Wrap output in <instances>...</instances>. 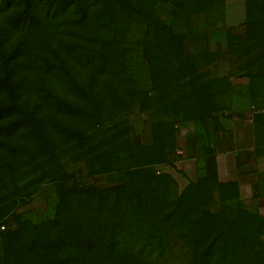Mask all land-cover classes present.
<instances>
[{
  "label": "rangeland",
  "instance_id": "374dc122",
  "mask_svg": "<svg viewBox=\"0 0 264 264\" xmlns=\"http://www.w3.org/2000/svg\"><path fill=\"white\" fill-rule=\"evenodd\" d=\"M78 1L0 0V76L5 71L11 73L19 104L15 114L0 119V126L15 120L21 124L10 136H0V258L4 255L1 224L5 218L17 212L33 224L53 219L60 180L101 189L132 180L140 171L147 175L153 170L168 174L177 193L195 183L201 210L238 213L264 245V225L257 224L251 210L246 218L249 209L235 197L233 188L215 182L211 150L204 143L206 125L211 121L216 125L221 115L237 114L232 108L251 110L250 105L256 103L264 109V49L249 53L226 40L228 28L247 38L245 0H223L222 14L208 10L192 13L187 19L175 12L173 0L152 1L150 15L163 20L173 34L185 35L187 51L195 60L206 47L209 52L202 55V61L198 58L205 78L180 79L188 85L180 95L194 92L193 99L186 101V110L202 116L183 117L174 105L176 114L158 119L150 117V109L142 105L141 94L153 99L159 93L142 54L143 20L125 11L117 0H83L89 12L80 22L75 8ZM257 1L264 4V0ZM33 6L37 16L29 22L25 18ZM248 34L264 40L262 28ZM118 42L125 50L122 78H116L120 68L116 62L102 71L104 56L115 53ZM250 61L261 68L259 78L246 76L250 75L245 69ZM219 77L225 86L215 95L218 87L211 81ZM231 91L240 97H233L231 107L223 106L218 97ZM6 102V93L0 90V106ZM75 132L83 134L89 145L79 143ZM146 145H156L169 163L132 173L130 167L143 156L140 152L147 154L141 148ZM169 242L171 249L156 264H183L187 249L181 239L170 238Z\"/></svg>",
  "mask_w": 264,
  "mask_h": 264
},
{
  "label": "trees",
  "instance_id": "16d2710c",
  "mask_svg": "<svg viewBox=\"0 0 264 264\" xmlns=\"http://www.w3.org/2000/svg\"><path fill=\"white\" fill-rule=\"evenodd\" d=\"M82 1L75 3L80 22L86 19L89 12L88 5ZM117 1L126 8L125 11L141 18L144 23L142 54L159 90L153 99L147 98V93L141 94L142 105L151 111L150 117L168 118L176 114L172 109L174 105L179 106L177 113L183 117H201V114L186 110V101L193 99L194 92L180 95L179 92L188 86L186 82L180 83V79L205 78L200 69L203 62H199L198 58L202 61V55L209 54L207 47L195 60L194 55L187 51L185 35L173 34L163 20L150 15L153 0H144V3L141 0ZM173 6L178 15L187 19L192 13L208 10L222 14L223 0H173ZM245 9L247 21L243 26L247 38L233 34L228 28L226 40L228 45L246 48L250 53L257 48L264 49L262 38H250L248 34L252 29L264 30V4L257 0H245ZM36 11V6H33L27 11L25 19L29 22L35 20ZM206 17H209L208 14ZM222 19L221 16L217 21ZM208 23H205L207 28L210 26ZM103 42L104 49H109L108 41L104 39ZM124 56L125 50L118 42L115 53L104 56L102 71L106 72L108 65L116 62L120 66L116 78H122L126 71ZM5 68L4 61L3 70ZM245 69L250 70V75H246L249 78H259L261 68L254 62H248ZM4 74L0 76V90L6 93L7 102L0 106V119L19 110L17 83L10 72L5 71ZM211 83L218 87L215 95L223 91V78H214ZM251 86L254 87L253 82ZM20 125V121L15 120L8 126H0V136H10ZM4 129L6 132H3ZM166 132L175 138L171 130L166 129ZM75 135L79 143L89 145L83 134L75 132ZM141 148L147 154L140 152L139 155L143 156L130 167L132 173L169 163L158 152L156 145ZM210 150L209 162L215 182L233 188L237 198L234 183L218 181ZM140 172L132 180L101 189L69 185L60 180L56 185L59 201L54 218L38 224L11 212L1 224L4 255L0 264H14V261H19V264H156L171 249L170 238L181 239L186 247L183 264H264V245L256 239L252 226L244 225L247 223L240 219L243 216L231 214L232 210L228 213L224 210L217 213L201 210L197 206L200 190L195 183L177 193L175 182L168 174L158 173L157 170L147 175ZM249 212L246 218L250 216ZM252 213L258 219L257 224L264 225V218L255 211Z\"/></svg>",
  "mask_w": 264,
  "mask_h": 264
},
{
  "label": "crops",
  "instance_id": "0c3cea01",
  "mask_svg": "<svg viewBox=\"0 0 264 264\" xmlns=\"http://www.w3.org/2000/svg\"><path fill=\"white\" fill-rule=\"evenodd\" d=\"M234 96L240 94L231 91L218 99L231 107ZM250 107L232 108L237 114L219 116L216 125L208 123L204 143L212 149L218 181L234 183L237 199L264 218V109L256 103ZM255 108L260 111L255 113Z\"/></svg>",
  "mask_w": 264,
  "mask_h": 264
},
{
  "label": "built area",
  "instance_id": "2783aa9c",
  "mask_svg": "<svg viewBox=\"0 0 264 264\" xmlns=\"http://www.w3.org/2000/svg\"><path fill=\"white\" fill-rule=\"evenodd\" d=\"M260 110H258L257 108L254 109V112L257 113L259 112Z\"/></svg>",
  "mask_w": 264,
  "mask_h": 264
}]
</instances>
